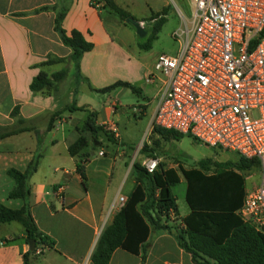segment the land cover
<instances>
[{
  "label": "crops",
  "instance_id": "obj_1",
  "mask_svg": "<svg viewBox=\"0 0 264 264\" xmlns=\"http://www.w3.org/2000/svg\"><path fill=\"white\" fill-rule=\"evenodd\" d=\"M112 1L120 7L118 0ZM102 5L101 0H0V129H30L0 139V205L13 210L23 206V200L8 198L14 183L7 170L25 171L38 154L37 169L29 179L28 200L36 227L55 243L51 249L38 246L40 254L48 252L55 256L53 264H92L90 256L102 230L119 211L116 205L118 197L126 199L135 184V181L126 178L124 151L106 137L98 140L90 138L93 146L88 144L74 157L68 154V147L82 135L77 128L83 124L87 114L81 120L76 118L80 112L61 110L74 102L76 107L87 106L100 116L95 98H92L96 92L90 91L85 82L74 79L57 96L29 90L32 79L41 71L51 74L64 67L73 69L70 63L40 66L48 57L65 59L71 53L54 30L56 13L61 10L66 11L62 22L66 33L77 30L93 44L92 50L85 53L80 61L82 78L87 79L94 89L105 88L117 81L133 86L138 71L130 67L127 51L130 42L120 34L116 35V40L113 32L117 21L111 17L113 14L102 9ZM42 8L47 10L36 12ZM141 21L138 22L142 24ZM124 28L128 36L135 35V31L131 33ZM157 56L154 54L153 62ZM156 81L146 83L154 85ZM63 82L59 84L58 92ZM73 84H78L75 91ZM119 89L127 88H116L105 94L112 99V95L120 96L122 91ZM137 90L139 95L141 91ZM156 106L149 113L150 128ZM15 107L18 111L12 116ZM103 107L117 113L120 103L114 98L113 102ZM139 107L143 108L136 112L148 116L149 108L145 105ZM53 115H56L53 127L47 131ZM95 124L106 126L108 130L113 125L111 121L97 117ZM101 152L102 156L99 155ZM229 154L236 159L235 154ZM77 163L82 166L85 181L76 171ZM259 181L258 169L247 173L244 195L246 190L258 186ZM188 213L179 216L183 218ZM171 219L172 215L168 221L169 233L150 232L144 261L141 253L136 255L116 249L109 264H194L190 255L179 247ZM17 224L0 223V264H21V255L29 251L24 230ZM29 264H32L30 260ZM39 264H46V258Z\"/></svg>",
  "mask_w": 264,
  "mask_h": 264
},
{
  "label": "trees",
  "instance_id": "obj_2",
  "mask_svg": "<svg viewBox=\"0 0 264 264\" xmlns=\"http://www.w3.org/2000/svg\"><path fill=\"white\" fill-rule=\"evenodd\" d=\"M102 9L116 16L120 22L131 15L118 7L112 0H101ZM42 8L38 11H44ZM66 11H57L54 20V30L58 34L62 44L70 49L67 58L48 57L40 66H50L58 63L71 64L75 79L82 80L92 92L109 93L116 88H127L133 93H138L128 83L117 81L105 88L94 89L87 79L82 78L79 65L83 55L92 50L93 44L86 41L77 30L69 33L62 28V22ZM165 9L152 15L149 20L154 21L147 31L143 43L139 47L149 50L152 43L165 23ZM133 18V17H132ZM134 19V18H133ZM136 20V19H135ZM144 23L143 21H141ZM134 30V29H133ZM264 36V29L261 32ZM69 68L64 67L60 71L47 74L41 71L36 75L30 85L32 93H51L56 95L59 84L66 80ZM18 107H15L12 116L16 115ZM86 112L83 122L84 131L96 134L102 131L108 140L113 136L102 125H96L97 112L87 106L76 107L74 102L67 105L61 112ZM55 116L51 117L47 131L53 127ZM152 131L162 138L180 139L183 135L171 130L152 127ZM27 128L0 129V139L29 131ZM81 130V129H79ZM88 145L84 136L78 137L68 147L71 157L78 155ZM142 152H147L148 147L143 146ZM235 160L225 162L213 161L210 158L197 162L194 168L184 169L180 165L177 169L156 167L153 173H148L141 164L133 165L135 184L127 196L125 203L113 217L112 222L101 232L93 252L90 256L92 264H109L112 253L116 249H122L132 254H142L145 259L146 242L152 231L170 232L168 221L170 215L178 217L179 211L176 199L172 194L171 187L184 178L186 183L185 203L189 213L181 218V229H175V237L180 248L191 257L194 264H264V233L256 231L249 224L243 222L237 215L244 198V174L256 171L258 162L255 159H245L235 154ZM39 155L28 164L25 171L10 168L7 170L8 177L14 186L8 193L10 199L23 200L20 209H9L0 205V223L17 222L25 233V242L35 241L33 251H27L21 255V264H29V256L35 254L38 246L41 248H53L54 241L41 233L35 225L30 213L29 205V179L35 173ZM76 171L82 181L85 177L80 163L76 165Z\"/></svg>",
  "mask_w": 264,
  "mask_h": 264
},
{
  "label": "built area",
  "instance_id": "obj_3",
  "mask_svg": "<svg viewBox=\"0 0 264 264\" xmlns=\"http://www.w3.org/2000/svg\"><path fill=\"white\" fill-rule=\"evenodd\" d=\"M192 4L189 18L177 9L176 54L158 55L146 78L161 83L151 127L255 159L260 181L246 190L237 215L264 233V0ZM142 167L153 173L157 159L144 160ZM125 200L118 197V209Z\"/></svg>",
  "mask_w": 264,
  "mask_h": 264
},
{
  "label": "rangeland",
  "instance_id": "obj_4",
  "mask_svg": "<svg viewBox=\"0 0 264 264\" xmlns=\"http://www.w3.org/2000/svg\"><path fill=\"white\" fill-rule=\"evenodd\" d=\"M172 1L118 0L120 8L129 13L134 19L138 21L142 20L144 23L141 25L146 29H149L154 22L150 21L149 18L154 14L160 13L163 9L166 11V21L163 24L157 39L152 43L151 48L149 50H144L138 46L139 43L141 44L145 41L143 40L144 37H138L136 34H132V37L128 36L126 32L127 30H125L124 27L131 31V33H133L134 30L130 26L120 23V21L112 15L111 17L117 21L116 29L113 32L116 40H118L116 35L120 34L121 36L124 35L125 40L130 42L129 47L127 48L130 56V67L135 72L138 71L137 80L133 86L141 92L138 95L136 93H132L128 89H119L118 91H122L120 96L112 95V99H109V94L91 93L92 98H95V104L98 106L97 111L100 112V116L97 115V118L99 120H109L113 123L111 130L106 129V126L104 129L112 134V142L116 143V146L124 151V154L126 155V178L131 181H134L135 178L133 165L141 164L142 166V162L146 158H156L157 167L160 165L164 169L168 167H175L177 169L178 165L184 169L194 168L198 161L206 158H210L213 161L234 160V157L229 153L213 151V149L200 144L193 138L186 135H183L178 140H173L169 137L162 138L155 134L152 131L153 128H150L149 126V113H151V109L155 108L158 103L159 94H157V92L161 83L160 81H156L154 85H148L145 81L147 78L145 75L153 71L154 54H156V56L160 54L174 56L177 52V44L172 39V33L180 26V18L175 6L182 11L186 17H188L193 5L192 0ZM74 79V71L73 69H69L68 76L62 84V89L56 93V96L59 93H62L64 89H66V87L74 81ZM72 86L74 91L75 89L77 90L78 84H73ZM84 89H86L85 85ZM114 98L120 103V109L117 113H113L112 111L109 112L105 109V107H103L104 104L107 106L110 104V101L113 102ZM71 103L72 102L67 105H70ZM139 105H145L149 108L148 116L144 113L136 112L138 109L143 108H140ZM84 114L86 115L87 113H77L76 118L79 117L83 120ZM82 125L77 128V131H81L82 136L87 139L90 146L92 145L90 138L98 140V138L103 139L106 137L102 131L97 132L95 135L90 134L84 131ZM144 145L148 147L147 152H142ZM82 160L84 161V158H82ZM246 175L247 172L244 176ZM185 189L186 183L182 177L178 184L171 187L180 215L188 213V207L185 203ZM180 219V216H172L171 222L173 223L174 228L181 229ZM54 257L55 256H53V254L43 252V254L40 255H32L29 260L32 264H39L42 259L46 258V264H53V260H55Z\"/></svg>",
  "mask_w": 264,
  "mask_h": 264
},
{
  "label": "water",
  "instance_id": "obj_5",
  "mask_svg": "<svg viewBox=\"0 0 264 264\" xmlns=\"http://www.w3.org/2000/svg\"><path fill=\"white\" fill-rule=\"evenodd\" d=\"M125 23L126 24H129L133 27L134 31H135V34L138 36V37H145L146 36V33L147 31L145 30V28L142 27L141 23L136 21L135 19H133L132 17H129L125 20ZM35 248V241L33 240H29L28 241V250L31 252L33 251Z\"/></svg>",
  "mask_w": 264,
  "mask_h": 264
}]
</instances>
